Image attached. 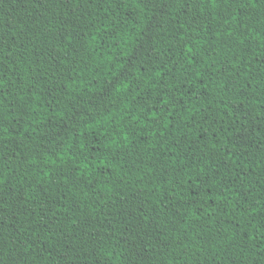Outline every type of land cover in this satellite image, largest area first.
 <instances>
[{
    "label": "trees",
    "instance_id": "obj_1",
    "mask_svg": "<svg viewBox=\"0 0 264 264\" xmlns=\"http://www.w3.org/2000/svg\"><path fill=\"white\" fill-rule=\"evenodd\" d=\"M0 264H264V0H0Z\"/></svg>",
    "mask_w": 264,
    "mask_h": 264
},
{
    "label": "snow or ice",
    "instance_id": "obj_2",
    "mask_svg": "<svg viewBox=\"0 0 264 264\" xmlns=\"http://www.w3.org/2000/svg\"><path fill=\"white\" fill-rule=\"evenodd\" d=\"M210 2L214 5L216 0H210Z\"/></svg>",
    "mask_w": 264,
    "mask_h": 264
}]
</instances>
